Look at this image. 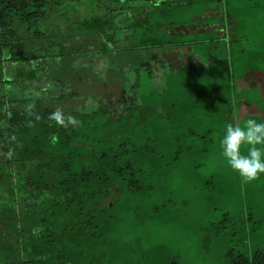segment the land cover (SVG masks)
<instances>
[{
  "label": "trees",
  "instance_id": "1",
  "mask_svg": "<svg viewBox=\"0 0 264 264\" xmlns=\"http://www.w3.org/2000/svg\"><path fill=\"white\" fill-rule=\"evenodd\" d=\"M86 1L0 0V264H94L97 260L110 264L111 257L106 256L111 248L108 235L119 212L129 208L128 203L145 205L147 200L161 196L163 204L151 209L152 213L173 208L178 201L165 192L172 182L170 174L182 171L193 175L207 167L209 157L205 156L218 153L223 157L221 147H217L229 123L243 126L248 118L264 122L261 114L242 116L245 105L264 111L260 109V104L264 107L260 88L238 87L248 74L264 73V0H95V6H88ZM84 7L102 8V12L78 20L77 36L101 38L99 54L103 56L115 50L112 46L123 43L122 51L133 52L135 61H140L146 71L154 69L150 59L162 65L161 53L183 51L187 43L193 45L194 68H174L175 72L164 74V87L156 91L163 98L173 89L176 95L194 90L196 93L187 96L181 110L165 106L168 112L162 116L156 105H165L164 100L146 95L143 103L119 110L111 123L108 110L68 113L67 106L46 107L44 103L47 109L40 111L8 99L5 63L28 59L16 56L23 32L28 33L30 41L51 45L52 36L45 33L50 15L61 11L66 16ZM150 8L143 20L133 16ZM157 11L218 14L206 21L213 27L206 37L186 43L166 33L176 22L165 14L158 16ZM121 17L126 18L127 27L120 25ZM249 17L260 23L250 28ZM55 47L56 57L69 56ZM40 55L47 57V50ZM129 62L135 67L132 58ZM28 76L37 79L36 71ZM138 78L140 90V74ZM257 91L258 100L253 102L250 98ZM66 98L56 96L55 102ZM134 107L139 112H131ZM57 109L76 117L79 125L58 126L49 119ZM154 114L171 121L169 130L174 137L162 140L147 132V128L153 129L149 124ZM123 124L125 132L131 128L132 136L113 131ZM152 136L159 137L161 144ZM9 149L14 151L11 159L7 156ZM211 182L210 178L205 183ZM223 220L210 229L212 239L231 237L228 245L236 241L241 248L227 249V264H264V248L249 249L262 221L255 222L258 225L249 230L248 236L244 229L238 234L233 225H227L231 218ZM237 220L245 219L239 216ZM168 264L182 263L172 259Z\"/></svg>",
  "mask_w": 264,
  "mask_h": 264
},
{
  "label": "rangeland",
  "instance_id": "2",
  "mask_svg": "<svg viewBox=\"0 0 264 264\" xmlns=\"http://www.w3.org/2000/svg\"><path fill=\"white\" fill-rule=\"evenodd\" d=\"M86 2L88 6H95V0ZM142 4V1L138 2L139 6ZM151 10L150 8L148 11L145 9L136 11L135 15L141 17L139 14L144 13L146 17ZM100 12L102 8L88 10L85 7L80 11H70V14L66 16H63L61 11L53 12L52 16L50 15L51 19L46 20L45 26V33L52 36L51 45L46 41H30L28 33L24 31L23 41L17 43L16 56H26L28 59L5 63V81L8 82L5 94L8 99L23 108H39L40 111H44L49 105L54 107L57 105L59 108L67 106L68 113L76 110L83 113L108 110V120L113 123L116 121L119 110L143 103L146 95H151L150 97L155 100L161 99L162 94L159 97L156 91L164 87V74H171L176 69L194 68L191 62L194 48L187 42L195 40L198 36L204 37L205 31L196 32L187 28L184 35L175 36L169 33V29L173 28L169 27L166 33L182 38V41L187 43L182 51L186 57L174 63L173 66L170 63H164L162 58L164 63H161L162 65L155 61L153 63L150 59L154 69L146 71L142 68L140 61H135L133 52L122 51L125 48L123 43L112 46L115 50H111L108 56H103L99 54L101 38L77 36L80 32L77 28L78 24L75 23L78 20L89 19L92 17L91 14ZM214 13L217 12L214 11ZM161 14H165L167 19L176 22L175 26L184 27L193 25L199 20V16L201 17L199 21L203 23L202 19H205L207 15L202 11H157L158 16ZM210 18L205 20L208 22ZM66 22H70V26ZM184 22L186 23L183 24ZM247 23L251 28L260 21L249 17ZM193 26H191L192 29L195 28ZM261 27L263 29L264 24ZM122 39L123 35H120V40ZM55 46L60 47L69 56L56 57ZM45 50H47V57H41L40 52ZM145 53L143 52L144 55ZM172 56L175 57L176 54ZM130 58L135 67L130 65ZM136 67L138 70H135ZM31 71H36L37 79L32 80L28 76ZM20 72H22L21 75ZM139 74L141 76L139 82L142 85L140 90L137 84ZM255 82L261 86L264 95V73L259 72L255 78L250 77L246 85L251 86ZM173 90L174 92H168L167 97L163 96L165 105L162 103L156 105L162 116L168 112L165 106L169 108L174 106L175 110H181L187 96L196 93L193 90L190 94L189 91H185L181 95H176L175 89ZM72 93L77 94L75 97H68V94ZM61 95H66L67 98L55 102V97ZM89 98L98 107L86 106ZM250 99L253 102L257 101L258 91ZM44 103L45 108H43ZM40 104L42 107H39ZM260 109H264L261 104ZM138 110L134 107L131 112H139ZM257 113L259 111L256 107L247 106L243 109L242 116ZM188 114V112L185 113V115ZM261 114L264 117V111ZM170 122L154 114L149 124L153 129L147 128V132L161 136L162 140L164 138L169 140V137H174L172 130H169ZM130 129L128 127L125 132L126 127L123 124L118 125L113 131L121 130L124 136H132ZM218 133L220 136L221 131ZM153 138L156 143L161 144L162 140L159 137ZM220 147L219 145L217 150ZM241 151L242 154H247L246 147H242ZM211 156L212 154L205 156L209 157L207 167L196 174L182 171L170 174L172 182L165 192L167 197L170 195L171 198L174 197L173 200L178 201H175L173 208L160 209L159 212L153 210L152 213L151 209L164 202L163 197L159 196V198L147 200L144 202L145 205L135 206L132 202L128 203L129 208L119 212L120 217L117 218V222L108 235L111 248L108 250L110 254L107 253L106 256L111 257L110 264H168L172 259H179L182 264H227V249L230 246L234 251L241 248L236 241L228 245L231 237L220 235L212 239L210 229L214 227V224L226 221L223 220L224 218H228L229 221L231 218V224L227 225H233L238 234L244 229L248 236L249 230L258 225L255 222L261 220V228L252 237L250 236L253 240L250 241L249 249L264 248V174L255 181L244 183L223 157L218 153ZM210 178L212 182L205 183ZM239 216L245 219L244 222L237 220ZM248 218L250 219L247 220ZM229 229L231 230V227ZM233 238L236 240L237 235L235 234ZM15 242L16 238L13 244ZM94 264H100V261L97 260Z\"/></svg>",
  "mask_w": 264,
  "mask_h": 264
},
{
  "label": "clouds",
  "instance_id": "3",
  "mask_svg": "<svg viewBox=\"0 0 264 264\" xmlns=\"http://www.w3.org/2000/svg\"><path fill=\"white\" fill-rule=\"evenodd\" d=\"M86 106L98 107L91 98L86 101ZM49 119L64 128L70 125L76 127L80 123L76 117L66 116L59 109L53 112ZM220 145L228 166L239 174L244 183L255 181L264 174V122L248 118L243 122V126L239 122L229 123ZM242 147L247 148V154H242ZM13 155L14 151L9 149L8 158L11 159Z\"/></svg>",
  "mask_w": 264,
  "mask_h": 264
},
{
  "label": "crops",
  "instance_id": "4",
  "mask_svg": "<svg viewBox=\"0 0 264 264\" xmlns=\"http://www.w3.org/2000/svg\"><path fill=\"white\" fill-rule=\"evenodd\" d=\"M213 12V13H212ZM212 12H210L209 11V13L206 11L205 12V14L207 13V15H205V19H207V18H209V17H212V15H216V14H218V11H216L217 13H214V11H212ZM134 17H136V15L134 14L133 15ZM139 16H141V17H139V18H142V20H143V18H145V15H144V13H140L139 14ZM138 18V17H137ZM121 20H119V23H121L120 25L121 26H125V27H127L126 26V24L127 23H125V22H127V20H126V18L124 17H121L120 18ZM199 20H200V18H198ZM205 19H203V23H201L199 20L197 21V22H195L193 25H185L186 27H184V26H175V27H173V28H171V29H169V33L170 34H172V35H175V36H179L178 34H185L186 32H187V28H190L192 31H196V32H201V31H205V33L206 32H208V31H211V29L213 28V27H211V25H209L207 22H206V20ZM191 26H193V27H195L194 29H192L191 28ZM220 28H222V27H220ZM223 30V29H222ZM190 32V31H189ZM183 34V35H184ZM176 54V56L174 57V56H172L173 54ZM184 57H186V54H184L183 56H182V50H178V51H172V52H169L168 51V53L167 52H165V53H161V58H162V60L164 61V63L166 62V63H170V64H172V66L174 65V63H178L177 61H181L180 59H182V58H184ZM174 61V62H173ZM180 64H182L181 62H180ZM179 64V65H180ZM260 73H263V72H260ZM257 74H259V72H254V73H251V74H248L246 77H245V79L244 80H242V81H239L238 82V87L239 88H247V87H249V88H251V87H255V86H258L259 88H260V90H261V92H263V89L261 88V86L260 85H257L256 84V82L253 84V85H251V86H249V85H246V82H247V79H249L250 77H253V78H255L256 77V75ZM263 94V93H262ZM264 96V95H263ZM248 105H245L244 106V108H246ZM251 107H256V106H254V105H252ZM243 108V109H244ZM256 109H257V107H256ZM258 110V109H257ZM259 111V110H258ZM242 112H243V110H242ZM263 112V111H262ZM257 114H261V112L259 111V113H257ZM262 115V114H261ZM263 116V115H262Z\"/></svg>",
  "mask_w": 264,
  "mask_h": 264
}]
</instances>
